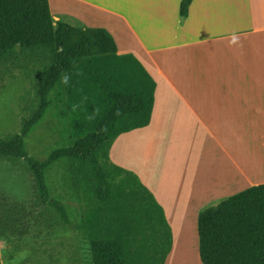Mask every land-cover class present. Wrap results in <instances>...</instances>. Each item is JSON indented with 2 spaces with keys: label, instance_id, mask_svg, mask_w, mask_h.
Returning a JSON list of instances; mask_svg holds the SVG:
<instances>
[{
  "label": "crops",
  "instance_id": "1",
  "mask_svg": "<svg viewBox=\"0 0 264 264\" xmlns=\"http://www.w3.org/2000/svg\"><path fill=\"white\" fill-rule=\"evenodd\" d=\"M181 2L49 0L55 23L106 30L118 53L133 55L154 79L150 125L121 135L110 158L135 173L163 208L173 248L176 242H196L199 251L200 213L214 200L264 185V179L241 172L231 148L234 140L228 136L241 134L242 126L252 134L264 131V0H193L183 24ZM112 5L120 6V11H113ZM40 47L47 50L38 56L16 52L39 47L0 52V80L7 78L8 68L17 66L26 77L19 94L0 107V143L15 139L24 121L41 106L36 75L57 62V49ZM16 56L26 59L16 65L11 61ZM42 129L47 130L43 149L54 150L57 143L64 149L72 146L61 81L49 95L44 117L25 139L31 157V135ZM210 140L214 156L225 157L230 170L217 187L208 186L207 176L196 175L203 164L208 166L205 158L210 153L199 159V151ZM58 163H63L62 173L55 169ZM72 170L74 176H68ZM209 175L219 176L217 165ZM45 179L49 192L60 196V190L66 191L59 202L72 229L55 209L43 204L31 167L20 158L0 157V264H79L82 245L91 252L75 159L57 160L45 170Z\"/></svg>",
  "mask_w": 264,
  "mask_h": 264
},
{
  "label": "trees",
  "instance_id": "2",
  "mask_svg": "<svg viewBox=\"0 0 264 264\" xmlns=\"http://www.w3.org/2000/svg\"><path fill=\"white\" fill-rule=\"evenodd\" d=\"M193 0H182L181 23ZM54 45L57 62L36 75L41 106L22 132L0 143V157L23 159L34 172L42 202L69 229L65 206L55 200L45 170L64 157L75 159L92 264H165L173 232L163 208L133 172L114 164L111 149L123 134L150 125L156 84L133 55H120L104 29L55 23L49 0H0V52ZM61 81L72 146L47 159H33L25 146L44 117L49 95ZM202 264H264V185L204 209L198 218Z\"/></svg>",
  "mask_w": 264,
  "mask_h": 264
},
{
  "label": "rangeland",
  "instance_id": "3",
  "mask_svg": "<svg viewBox=\"0 0 264 264\" xmlns=\"http://www.w3.org/2000/svg\"><path fill=\"white\" fill-rule=\"evenodd\" d=\"M110 8L113 11H120L121 7L117 6V5H112V6H110ZM43 48L44 47L24 49V50H20L16 53L19 55V53L22 51V52H25L24 55H27V56H31V55H37L38 56V55L45 54V51L47 49H44L45 50L44 51ZM4 54H9V53H4ZM16 57L20 58L21 56H16ZM24 58H26V56H24ZM14 59H16V58H14ZM18 60L19 59L12 60V61L14 62V64L18 65V63H19ZM23 62L30 63L29 61H23ZM0 67H2V65H0ZM34 68L38 69L35 65H34ZM17 69H18V66H17V68H15V70L13 69V67L11 69L8 68L7 69V72H8L7 78H5L4 81L0 80V107H1V105H4V100H8L11 96H13L15 94H19V91H21L25 87V84H26L25 73L21 72ZM1 71L3 72V74H5V71L3 68H1ZM9 73H11L10 76H9ZM8 77H13V78L8 79ZM261 127H263V126H261ZM46 133H47V130L42 129V130H39L38 132H35L31 135V139L29 142V147H30L29 149L33 155L32 158L37 160V161L45 160L52 153H54L60 149L65 148V147L59 146L60 144L57 143L55 145L56 149H54V150H51L49 147L47 148V150L43 149L41 147V141L44 140ZM252 133H248L246 127L242 126L241 134H237V133L236 134H234V133L228 134V136L231 137V140L232 141L234 140L231 148L241 163L240 164L241 172L245 173L246 175L249 174L245 170H246V163L249 161L250 157L255 158V157H259V156H264V131L263 132L259 131L256 134H252ZM46 141L49 142V137ZM212 146H213V141L210 140V144H208V145L204 144L203 151H199V154H200L199 159H201L203 157V155H206L207 153H210V155L205 158V161L206 162L208 161V166H207V163L203 164V167H202L203 171L200 174H196V175L199 178L207 176L208 177V180H207L208 186L209 187H213V186L217 187L220 184L221 180H223L225 176L229 175L230 170H229V166L226 162L225 157H223L221 155L216 156V157L214 156ZM51 147H54V146H51ZM214 151L215 152L218 151L220 153V151L217 149H214ZM214 165L218 166L219 176L217 178L216 177L212 178L210 175L208 176V171H210V169L213 168ZM62 167H64L63 163H58V165H56L55 169L62 173V171H63ZM70 175L74 176L73 170L71 173L69 172L68 176H70ZM213 179H215V180H213ZM60 191H61L60 196H56L53 191L52 192L50 191L52 197L55 200L61 201L60 199H61L62 195L66 194V191H64V190H60ZM220 201H222V199L214 200L212 202V204H210L208 207H210L212 205H216ZM182 242H183L182 244H179L178 242H176V244L174 245V248H172V249L173 250L175 249V252H181L184 254V253H187L188 249L191 248V245L194 244V246H196L197 258L199 260V263L202 264V262L200 260L198 246H197L196 242H190V243H187V241H182ZM81 252H82V258H81V261L79 262V264H82V263L83 264H92L91 252L89 250H87V246L85 244L82 245ZM168 258H167V260H168ZM55 262L58 263L59 260H56ZM166 263H167V261L165 262V264Z\"/></svg>",
  "mask_w": 264,
  "mask_h": 264
},
{
  "label": "bare ground",
  "instance_id": "4",
  "mask_svg": "<svg viewBox=\"0 0 264 264\" xmlns=\"http://www.w3.org/2000/svg\"><path fill=\"white\" fill-rule=\"evenodd\" d=\"M16 59H19L18 61H20L26 58L20 57ZM245 171L249 173L248 175L256 177L258 180L264 179V156L255 158L250 157L249 161L246 163ZM166 264H200L196 254V246L192 244L191 248L188 249V252L184 254L181 252H174L170 255Z\"/></svg>",
  "mask_w": 264,
  "mask_h": 264
}]
</instances>
